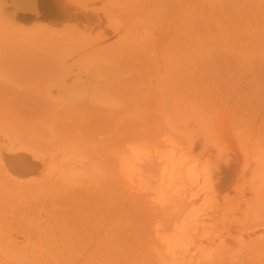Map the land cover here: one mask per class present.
<instances>
[{
  "label": "bare ground",
  "instance_id": "1",
  "mask_svg": "<svg viewBox=\"0 0 264 264\" xmlns=\"http://www.w3.org/2000/svg\"><path fill=\"white\" fill-rule=\"evenodd\" d=\"M99 1L53 0L54 13L24 37L23 48L0 42V101L6 87L13 95L23 86L13 84L27 78L76 80L87 61L83 38L92 34L87 20L105 23L112 14ZM111 2L133 20L117 47L93 54L89 92H75L60 111L46 91L35 101V87L33 100L24 91L0 105L1 131L33 149L40 167L21 189L9 181L22 193L15 198L0 156V223L24 236L29 230L33 240L14 254L1 251L0 264H184L193 248L207 264L214 257L209 205L213 214L231 213L221 256L242 244L246 262L264 264V0ZM243 11L252 24L236 32H254L258 14L256 41L221 26L244 21ZM59 206L71 214L61 217ZM9 209L24 219L2 220ZM247 224L263 243H246Z\"/></svg>",
  "mask_w": 264,
  "mask_h": 264
},
{
  "label": "crops",
  "instance_id": "2",
  "mask_svg": "<svg viewBox=\"0 0 264 264\" xmlns=\"http://www.w3.org/2000/svg\"><path fill=\"white\" fill-rule=\"evenodd\" d=\"M99 2L103 3L106 6H110V9L112 7H114L113 2H111L110 0H101ZM76 4H77V5H75L76 7L81 6L78 3H76ZM3 5H4V2L0 1V42L4 43V44L1 43V46L4 47V45L6 44V45H9L8 46V48H9L10 44L12 45L13 42H18L19 44L22 43L20 46L18 45L20 47V49L24 47V45H23V42H25L24 37L30 35L31 33L35 34V32L33 31L34 28H36V26L39 25V23H42L41 21H44L45 17H47L46 15H49V14L52 15L54 12L51 9L55 8L54 4H48L46 6L45 10L40 11V10H38V6L36 5L32 10H30V16H28V14L23 15L20 17V19H19L20 21L18 22L17 21L18 15H16L14 12H11L10 14L14 18V19H12V17L9 15V13H6L4 10H2L1 6H3ZM107 11L109 12V9ZM119 17H114L112 14L110 17L106 16V19L104 18L105 23L100 22L98 18H97L98 21L96 22L95 18H93V17L91 19L87 20L88 28L92 32L91 35L84 36V38H83L85 42H86L85 38L87 39V44H86V53L87 54H85L87 61L85 64L80 66V70L77 73V76H76L77 78L75 81H72L71 78H69V80L66 81L65 84H64V82L54 84V83H52L53 80H51V81L49 80L48 74H44V76H40V78L34 79L33 83H32L33 78L32 79L27 78L24 82H20L19 83L20 85L18 84V82L13 84V85L17 84L16 91L18 90V88L20 89L19 86H21V85H23V86H21V88H22L21 90L17 91L18 93L16 92L13 95L10 94L11 97L8 96L9 93H11V92L7 91V87H6L5 88L6 93H4V96L2 95V98L4 99L7 97L6 98L7 100L4 99V100L0 101L2 103V104L0 103V105L3 106L4 102L7 103L8 100L10 101V99L11 100L16 99L17 96L19 97V95H16V94L22 95V94H24V91L29 93V95H32V92L35 89L36 90L33 92L34 99L37 98L36 95L41 96V94H40L41 90H42V93L44 91H46L48 95H51L50 99L55 100V101H53L54 103H51V104L57 110H59L58 108H60V107L66 106V105H64V103H73L75 98L72 97V95L75 92L77 93L79 91V93H81V94L83 93V96H84L87 92H89L91 90L90 88L87 87L90 85V83H88V84L84 83V80H85V82L90 81L89 77L86 80V77H87L86 75L89 76L92 74V73L89 74L90 73L89 68L91 67V69H92L93 64L96 62L95 60H97V58L99 56V55L96 56L93 54L98 53L96 51L101 52L105 47L111 46L112 44L118 45L119 41H117L116 36L120 37L122 34L126 33V31H127L123 25L128 24V22L126 21L124 23L122 21V20H125L124 17L123 18L122 17L119 18ZM56 18H57V22L58 21L63 22L65 20L64 17L56 16ZM115 18H117V20ZM21 19L23 20V22H21ZM131 20H133V18ZM131 20H130V24H131ZM110 22H113V23L111 24ZM91 23H92V25H91ZM103 40L105 42H103ZM95 41H96V43H95ZM85 42H84V44H85ZM18 43H16V44H18ZM16 44L13 43L14 46ZM6 45H5V47H6ZM25 45H27V44H25ZM18 46L15 48L19 49ZM13 48L11 46V50H9L10 52H8V53H12ZM108 48L111 49L113 47H108ZM108 48H105V50H103V51H105V53H106ZM4 49L6 50V48H4ZM16 49H14L15 52L17 51ZM94 49H96L95 52H93ZM44 77H46L47 79H45ZM27 80H28V83H25V82H27ZM40 80H41V83H40ZM21 81H23V80H21ZM77 83L80 85L78 86ZM26 84H27V86L24 87ZM34 87H35V89L33 90L32 88H34ZM80 89H83V91L80 92L81 91ZM29 95H27V97ZM33 95H32V100H33ZM8 97L10 99H8ZM12 97H14V99H12ZM22 99H24V100L26 99V94L24 95V98L22 97ZM35 101H36V99H35ZM76 102L78 104V99ZM23 110H24V107H23ZM28 112H29V110H28ZM22 115H25V114H22ZM22 142H24V141L17 140L14 137H10L7 135V133L5 131H1V129H0V156L2 158L1 161L3 163V166L9 172V175H11V177H13L14 179H19L17 181L27 183V182H30V179H32V177L37 173V171L39 170L40 167L37 163H36V166H34L33 157L31 156L33 154V152H32L33 149L30 150V148L27 149V148L23 147V145H21Z\"/></svg>",
  "mask_w": 264,
  "mask_h": 264
},
{
  "label": "rangeland",
  "instance_id": "3",
  "mask_svg": "<svg viewBox=\"0 0 264 264\" xmlns=\"http://www.w3.org/2000/svg\"><path fill=\"white\" fill-rule=\"evenodd\" d=\"M0 1H2V2H4V5L3 6H1V8H2V10H4L6 13H9V15L11 16V12H14L16 15H18L17 16V21L19 22L20 20V17L21 16H23V15H27L28 14V16H30V10H32L36 5L38 6V10H40V11H43V10H45L46 9V6L48 5V4H54V2H53V0H0ZM111 1V0H110ZM112 10V15L114 16V17H117V15L115 14L116 12H117V14H120L121 15V13H122V15H124L125 16V14L126 13H124L123 11L122 12H119V11H121V9H117L116 7H115V9H114V7H113V9H111ZM116 10V11H115ZM113 11H114V13H113ZM22 12V13H21ZM124 13V14H123ZM120 16V17H124V16ZM242 20H244V21H232V19H230L229 20V24H228V22L226 23V24H222L221 26L223 27L224 26V28L225 29H230V30H232L233 32H234V34H235V36H237V35H239L237 32H236V27L237 26H239V27H241V28H243V29H246L247 27H249L251 24H252V22H250L249 20L247 21V22H245L246 20L245 19H250L251 17H249V16H251V13L249 12V11H243V14H242ZM12 17V19H14L13 18V16H11ZM127 17V16H126ZM257 18H256V20H255V22H253V24H254V32L252 31V30H249V31H246L245 33H242L241 35H243V36H241V35H239V36H237V37H243V38H245V39H247V38H249L250 40L249 41H256V40H258V38H257V35L260 33V23H261V18L258 16V14H257V16H256ZM128 18V17H127ZM129 20V18L128 19H126L125 21L124 20H122L124 23L127 21L128 22V24L130 23V20ZM21 22H23V20L21 19ZM203 23V26L205 25V22H202ZM259 37H260V35H259ZM187 117L188 118H190L191 119V117H192V115H188L187 114ZM195 121L196 122H199L198 121V117L196 116L195 117ZM205 122V121H204ZM218 125H219V123H218ZM213 128H214V130H217L216 129V127H217V125H215L214 124V126H212ZM218 131V130H217ZM1 168V167H0ZM5 171H7L6 169H5ZM2 172V171H1ZM5 173V172H4ZM3 173V174H4ZM8 173V172H7ZM6 175V173L4 174V176ZM6 176H8L9 178H8V180H5V182H6V184L8 183V185L10 186V189H9V186H8V188H6L7 190H12V191H10V192H13L14 194H15V198L17 197L16 195H20V194H22V193H17V189H16V187H18L19 189H21V188H23V182H21V181H17V180H19V179H14L13 177H11V175H6ZM7 178V177H6ZM4 179V178H3ZM1 181H3L2 180V178H1ZM9 181H11L10 183L11 184H13L14 182H15V186H13V187H15L14 189H13V187H12V185L9 183ZM4 182V181H3ZM5 182H4V186H5ZM1 183V182H0ZM27 183H29V182H27ZM2 184V183H1ZM6 187V186H5ZM6 190V191H7ZM16 190V191H15ZM24 190V189H23ZM23 190H21V191H23ZM20 190H18V192H21ZM9 192V193H10ZM6 193H8V192H6ZM13 193H10V195H12ZM17 193V194H16ZM14 196V195H13ZM13 200V201H12ZM4 201H6V202H9V201H12V202H9L13 207H14V204H12V203H15V201H14V199H4ZM8 203V204H9ZM31 207H33V209L34 210H32L31 208H30V213H31V211H32V213H33V211H36L35 213H33V214H37L35 217H37V218H39V213L37 212V207H35L36 208V210H35V208H34V206H31ZM60 208H62L61 206H59V210H57V211H59L61 214L63 213V214H65L66 216L69 214H71V213H66V211L64 212V210L63 209H60ZM207 208H209V212H207L208 213V218H209V220H210V223H209V225H208V238L209 239H211V241H210V249H209V251L210 252H212L214 255V257H210V258H208V259H206L207 260V264H252V263H254V264H256V262H255V260L257 259V257H255V259L254 260H252L251 261V263H248V262H246V259H248V261H250L249 260V258H246L245 259V257H243L241 254H243V252H242V249H243V247H242V244H241V248H239V247H236L235 248V250H234V252H229V254L231 255L230 257H228V259H224L222 256H221V248H222V244L226 241V239H227V237L230 235V233H231V213L229 214L228 212H227V210L225 211H223L221 214L219 213V214H213L212 212H213V210H214V208L215 207H213V205H209ZM58 209V208H57ZM229 209V208H228ZM3 212H1V214L2 213H4L5 211L4 210H2ZM7 212H9V214H7L6 215V212H5V217L6 218H4V219H2V217L4 216V214H2L3 216L1 217V219L2 220H12L13 221V218L14 219H16V220H14V221H17L18 222V218L19 217H21L23 214H21L23 211H20V213H18L19 215H21V216H18V215H16V213H15V215L13 214L14 213V211H12V210H6ZM12 212V213H11ZM226 212V213H225ZM27 213H28V215H29V212L27 211ZM14 215L13 217H12V215ZM61 214H59L58 216H61ZM63 214H62V216L61 217H63ZM10 215H11V217H10ZM7 216H8V218H7ZM16 216V217H15ZM18 216V217H17ZM29 216H32V214H30ZM58 216H57V218H58ZM61 217H59V218H61ZM207 217V216H206ZM11 218V219H10ZM22 218L24 219V217L22 216ZM22 218H20L19 220H21ZM29 218V217H28ZM41 218V217H40ZM58 220H60V219H58ZM214 221V223L212 224V222ZM226 221H227V224H228V226L226 225V227H225V223H226ZM24 222V223H23ZM23 222H22V220L19 222L23 227H30V226H28V224H25V221L23 220ZM225 222V223H224ZM10 224H12V223H10ZM20 224H19V226H20ZM2 224L0 223V226H1ZM4 225V224H3ZM2 225V226H3ZM33 225H36V224H34L33 223ZM252 225V224H251ZM1 226V232L0 233H3V234H0V235H2L1 237H0V239L1 238H3V239H5V240H1L2 241V243L0 242V253H1V251L2 252H9V253H13L14 254V252H16V251H18L20 248L21 249H24L25 250V247H27V246H29L30 245V243L32 244V239L30 238L31 236H30V234H29V230H26V234H25V236H24V232H23V234L21 233L22 231H20V232H17L18 231V229H17V231L15 230L16 228V226H15V224H12L11 226H12V229L13 230H11V231H9V226L10 225H8L7 224V226H6V223H5V225L2 227ZM13 226H15V227H13ZM17 226H18V224H17ZM37 226H38V224H37ZM39 226H40V224H39ZM249 227L250 226V224H247V225H243V227H242V235L244 236V237H246V239L248 238V237H250V239L249 240H247V242L246 243H248V241H252L254 238H256L255 239V241H252L250 244H252L253 242L255 243V244H258V245H260L259 244V240H261L260 242H262L263 243V240L262 239H259V237L261 238V232L260 231H257V230H259L258 229V227L257 226H252V227H249L248 229L246 228V230L244 231V229L243 228H245V227ZM5 227H7V228H5ZM11 228V227H10ZM15 228V229H14ZM253 229V230H252ZM5 230H6V232H5ZM15 230V231H14ZM24 231H25V229H24ZM36 232V231H35ZM256 232V233H255ZM8 233V234H7ZM222 236H224V237H221V235ZM218 235H220V236H218ZM4 236V237H3ZM29 236V237H28ZM8 237V238H7ZM29 238V241H28V238ZM6 238H7V244H6ZM26 238H27V240H26ZM9 240V241H8ZM32 240V241H31ZM17 241V242H16ZM26 241V242H25ZM12 242V243H11ZM16 242V243H15ZM6 245H5V244ZM19 245H18V244ZM255 244H252L253 246L255 245ZM8 245V247H9V249H8V247H6ZM20 245H21V247H20ZM3 246V247H2ZM257 247V246H256ZM6 248V249H5ZM18 248V250H16ZM189 250V249H188ZM257 251H258V249H257ZM198 252H200L199 251V249L198 248H193V249H190V251L187 253V254H191V257L190 256H186V258L185 259H183L182 257V262H184V264H192V262H193V264H200L199 263V257H197V259H196V256H198L197 255V253ZM194 256V257H193ZM242 256V257H241ZM193 257V258H192ZM186 260V261H185ZM254 261V262H253ZM181 262V263H182ZM258 262V261H257ZM94 264V263H93ZM183 264V263H182ZM258 264V263H257Z\"/></svg>",
  "mask_w": 264,
  "mask_h": 264
}]
</instances>
